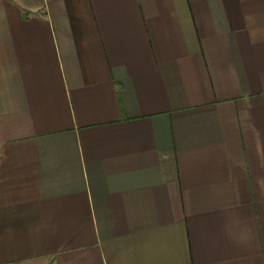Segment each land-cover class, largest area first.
<instances>
[{
	"label": "crops",
	"instance_id": "1",
	"mask_svg": "<svg viewBox=\"0 0 264 264\" xmlns=\"http://www.w3.org/2000/svg\"><path fill=\"white\" fill-rule=\"evenodd\" d=\"M0 264H264V0H0Z\"/></svg>",
	"mask_w": 264,
	"mask_h": 264
}]
</instances>
